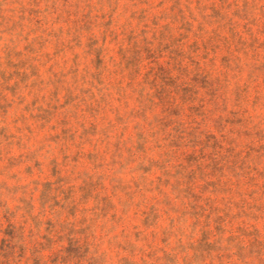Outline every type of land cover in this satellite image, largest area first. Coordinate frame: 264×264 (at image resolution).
Segmentation results:
<instances>
[{"label": "rangeland", "instance_id": "1", "mask_svg": "<svg viewBox=\"0 0 264 264\" xmlns=\"http://www.w3.org/2000/svg\"><path fill=\"white\" fill-rule=\"evenodd\" d=\"M0 264H264V0H0Z\"/></svg>", "mask_w": 264, "mask_h": 264}]
</instances>
